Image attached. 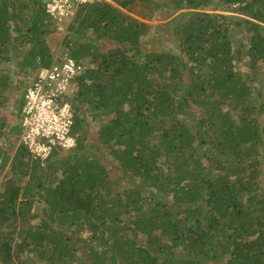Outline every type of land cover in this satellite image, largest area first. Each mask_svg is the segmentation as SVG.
Masks as SVG:
<instances>
[{
  "label": "trees",
  "instance_id": "1",
  "mask_svg": "<svg viewBox=\"0 0 264 264\" xmlns=\"http://www.w3.org/2000/svg\"><path fill=\"white\" fill-rule=\"evenodd\" d=\"M31 1L0 0V62L26 45L22 73L52 62L45 36L60 32L43 0ZM167 1L189 10L173 29L175 50L141 46L147 20L166 11L161 1L77 11L64 43L79 49L60 52L87 65L69 96L76 144L54 150L45 169L25 161L24 147L13 159L0 146L3 165L11 159L0 264H264V84L255 77L264 69V0ZM100 39L111 43L99 50ZM6 85L0 75V103ZM86 111L94 146L111 160L83 148ZM19 174L30 175L26 186ZM35 203L45 217L33 223Z\"/></svg>",
  "mask_w": 264,
  "mask_h": 264
},
{
  "label": "built area",
  "instance_id": "2",
  "mask_svg": "<svg viewBox=\"0 0 264 264\" xmlns=\"http://www.w3.org/2000/svg\"><path fill=\"white\" fill-rule=\"evenodd\" d=\"M97 0H43V11L58 24L60 32L68 31L82 5ZM87 65L82 59L56 52L52 62L35 70L23 92L19 109L18 145L28 156L47 160L54 150L75 146L73 132L74 106L69 96L75 90L77 77Z\"/></svg>",
  "mask_w": 264,
  "mask_h": 264
},
{
  "label": "rangeland",
  "instance_id": "3",
  "mask_svg": "<svg viewBox=\"0 0 264 264\" xmlns=\"http://www.w3.org/2000/svg\"><path fill=\"white\" fill-rule=\"evenodd\" d=\"M21 1H26V0H21ZM97 1L101 2L104 0H97ZM157 1H161L164 3V5H165L164 8L166 11L164 13H162V8H161V11H159L157 15H155L151 19L147 20V22L149 23V31L144 37H142L143 39L141 40V42H142L141 46L145 50H158V51L175 50L176 49L175 48L176 47V45H175L176 44L175 43L176 42V35H175L173 29L177 24H179L180 19L183 20V19L187 18L189 15V13L184 14V15H180V14L184 11H189V10L188 9L187 10L182 9L180 11L177 10L175 12V10L170 8L167 0H157ZM27 2L32 3L31 0H27ZM217 8L218 9H214L217 12L218 11L222 12L221 10H224V8H219V4L217 5ZM223 12L224 13H232L231 10H229V11L224 10ZM12 26H13L12 28H14V23H12ZM243 32H244V30L241 28V32L235 31V36L238 38L239 36H241L243 34ZM13 34H16V32H13ZM65 35H66L65 31L57 32L54 30L53 32H50L49 34H47L45 36V42L49 45L51 51H53V54H55L56 52H67L68 53L71 50V48H73L75 50L79 49V47L73 46V41L70 42L69 45H65V43H64V40H65L64 36ZM108 41L109 40H105V39L97 40L96 43H97V46L100 47L99 50L105 49L106 47H108L107 45L110 42V41L109 42ZM16 45H18V43ZM16 45H15V47L10 48L9 57L0 62V75L5 76V78L7 80V85H6L5 89L2 91V96L5 98V100H4L5 102L3 101V103H0V122H4V125H3V128L1 129V132H3L5 129V130H7V135H1L0 136V146H1V148L6 149V151L8 150V153L10 154V158L13 157V159L15 157L14 156L15 153H17V151H18L17 148L19 147L18 135H19V130H20V125H19V121H20L19 109L20 108H18L16 106V103H18V101L22 98L25 87H26L28 81L32 78L31 77L32 74L36 70V69L31 70L29 73L20 72V69L18 67V62L21 61V56L26 51V49L28 47L26 45H20V47H17ZM10 46H12V45H10ZM89 58L90 57L87 56V58H85V59L89 61ZM236 66H239V64H236ZM239 67H240V69H239L240 72H247V71H242L243 68L241 65ZM189 77H190L189 73H187L185 71L182 82H188ZM255 77H256L257 86L261 90L262 86L264 84V69L261 71L259 70L257 72V74L255 75ZM255 92H256V90H253V94H255ZM85 114H88V115H86V120L88 122H86L85 125H86V128L88 129L89 133H88V136L86 135L87 138L84 141L83 148L93 152L95 154V156H97V157L104 155V158H106L107 160H111L110 158H112V157H111V155L108 154L109 151L106 148L102 151V150L97 149L94 146L96 140L93 138V135H94L97 128L94 125L95 121L92 120L91 117L89 116V112H87ZM259 123H260V125L263 124V114H261L259 116ZM75 152H71V154H73ZM260 152H261V156L259 158H260L261 162L264 163V150H260ZM57 153H58V155H57L58 158H61L64 154H66V152L64 153L62 151L57 152ZM78 153L80 154V151H78ZM28 158L31 161L35 160L34 158H31L30 156H28V153H27L26 157H25V161ZM36 161L40 163L41 168H43V169H45V167L48 163V159L45 161H41V162L38 160H36ZM2 162L3 161H2L1 155H0V189L3 186L4 180L7 179L8 177H10V175H11V173L9 171V166H11V159L5 165H3ZM33 165L29 164L27 171L31 172ZM262 168L264 171V166H262ZM262 174H264V173H262ZM19 177H20V181H18V182H21V184H23V186H26L28 183L30 175L27 174L24 176V175L19 174ZM259 192H263V190L260 189L256 193H259ZM261 194H264V193H261ZM32 210L34 212H40V214L38 216H36L35 218L32 219L33 223L38 222L39 218L45 217V215H42L41 209L38 208V203H35L33 205ZM64 227L66 228L65 225H64ZM64 230L66 231V233L71 234L70 230H66V229H64ZM82 236H87V233L86 232L83 233ZM30 260L33 262L35 261L33 258H30ZM35 264H42V262H38Z\"/></svg>",
  "mask_w": 264,
  "mask_h": 264
}]
</instances>
